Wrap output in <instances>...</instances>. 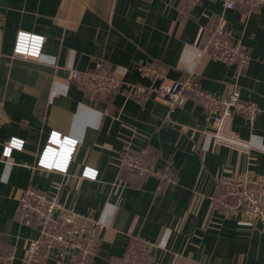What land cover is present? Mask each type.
Here are the masks:
<instances>
[{
    "label": "crops",
    "instance_id": "crops-1",
    "mask_svg": "<svg viewBox=\"0 0 264 264\" xmlns=\"http://www.w3.org/2000/svg\"><path fill=\"white\" fill-rule=\"evenodd\" d=\"M218 22L231 43L248 50L241 75L193 46L200 27ZM18 31L44 37L39 59L12 56ZM96 62L124 69L130 84L150 85L137 67L151 63L167 71L155 86L190 73L218 97L237 85L240 98L259 109L252 126L233 117L234 131L252 143L250 153L212 146L203 134L211 128L208 113L190 99L169 113L156 94L142 104L123 90L108 99L88 96L68 79V69ZM0 105L9 116L0 127V241L13 249L15 264L38 236L16 218L29 188L102 224L91 264L121 257L133 220L144 264H264L261 226L213 212L208 198L221 176L247 171L264 179V5L245 11L224 9L220 0L191 9L184 0H0ZM52 133L76 142L64 173L36 166ZM11 138L23 146L3 157ZM128 146L147 151L155 169L169 165L175 183L122 171ZM84 167L96 170V179L81 178ZM53 257L45 264H55Z\"/></svg>",
    "mask_w": 264,
    "mask_h": 264
},
{
    "label": "built area",
    "instance_id": "built-area-1",
    "mask_svg": "<svg viewBox=\"0 0 264 264\" xmlns=\"http://www.w3.org/2000/svg\"><path fill=\"white\" fill-rule=\"evenodd\" d=\"M202 0H184L187 9ZM214 2L218 0H206ZM224 9H244L254 11L264 5V0H220ZM44 37L24 31L15 36L12 56L24 60H37L41 54ZM193 46L199 52L208 54L212 61L234 66L238 75L245 73L250 63L246 47L233 44L221 22L209 27H200ZM141 77L151 84L143 86L124 82L125 70L106 68L96 62L88 70L68 69V79L92 98L108 99L125 91L126 97L142 104L149 94L163 99L168 112L180 107L187 99L205 109L208 113L210 131L203 133L212 146H220L248 155L252 149L250 139L241 138L233 129V117L240 114L252 126L259 111L254 102L243 101L239 87L231 86L222 96H215L203 90L198 78L190 73L183 79L169 81L158 86L157 81L166 78V69L154 64L137 67ZM9 121V116L0 105V127ZM54 133L48 138L41 151L36 166L43 170L64 173L76 147L75 141L61 140ZM23 141L9 139L3 149V157H8L13 149H21ZM146 151H134L125 147L119 159L122 171L138 179L155 178L161 183L174 184L175 177L169 165L155 169L147 160ZM97 171L84 167L80 177L94 180ZM213 212L226 218L239 215L249 225L258 224L264 233V179L254 177L250 172L216 179L215 188L208 196ZM17 221L26 227H34L38 236L31 240L20 258L19 264H45L54 254L55 264H91L99 243L102 224L92 214H80L66 207L56 195H48L35 189H26L18 199ZM134 220L128 230V242L121 257L110 264H143L138 254L139 242L133 236ZM11 247L0 241V264H15Z\"/></svg>",
    "mask_w": 264,
    "mask_h": 264
},
{
    "label": "trees",
    "instance_id": "trees-1",
    "mask_svg": "<svg viewBox=\"0 0 264 264\" xmlns=\"http://www.w3.org/2000/svg\"><path fill=\"white\" fill-rule=\"evenodd\" d=\"M148 160V154H147V151H146V156H145ZM134 178H136V176L133 175ZM144 264V263H143Z\"/></svg>",
    "mask_w": 264,
    "mask_h": 264
}]
</instances>
